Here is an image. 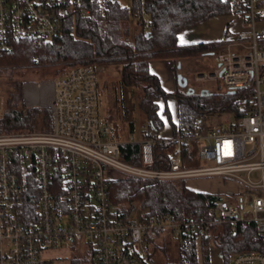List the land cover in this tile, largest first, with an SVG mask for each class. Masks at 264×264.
<instances>
[{
  "label": "built area",
  "instance_id": "2783aa9c",
  "mask_svg": "<svg viewBox=\"0 0 264 264\" xmlns=\"http://www.w3.org/2000/svg\"><path fill=\"white\" fill-rule=\"evenodd\" d=\"M223 1L243 28L222 39L215 67L195 79L221 81L227 90L251 89L248 111L234 120L206 116L193 134L169 138L178 149L169 169L152 168L159 140L147 128L145 138L130 139L141 144L143 165H136L120 158L122 142L112 138L109 116L100 114L101 68L86 63L69 68L43 85L51 92L52 129L0 132V264H54L46 253L64 246L92 251L96 264H149L151 238L165 231L176 237L205 233L218 223L235 227L254 221L264 241V28L258 26L264 0ZM84 2L102 5L105 0H0V54L24 39L51 40ZM133 19L145 31L151 29L142 2ZM193 142L209 164L183 165L182 146ZM258 171L260 177H252ZM116 173L159 179L215 176L233 185L226 197L208 203V214L200 219L141 218L138 212L119 218L110 198ZM229 263L264 264V251L233 252Z\"/></svg>",
  "mask_w": 264,
  "mask_h": 264
},
{
  "label": "trees",
  "instance_id": "16d2710c",
  "mask_svg": "<svg viewBox=\"0 0 264 264\" xmlns=\"http://www.w3.org/2000/svg\"><path fill=\"white\" fill-rule=\"evenodd\" d=\"M148 11L151 29L142 27L134 30V13L140 3ZM104 4L84 2L86 10L78 5L66 16L61 31L51 40L38 42L28 38L18 42L15 49L0 54V72L10 70L6 77L10 81L4 115L0 116V132L30 131L53 126L52 111L49 106H26L24 102V82L16 78L19 69L32 65L62 64L58 75L78 64L99 66L107 62L122 63L120 81L129 87H140L145 96L139 106L147 116V124L142 128L154 130L158 138L154 147L152 168H171L176 155L177 143L160 140L167 124L171 125L173 136L182 133L193 134L199 119L207 115L231 113L237 119L249 108V88H239L234 93L228 90L201 94L188 93L187 88L178 84L175 92L167 91L157 74L152 72L150 60L170 59L173 70L179 73L177 63L181 59L199 54L216 53L221 48V40L210 42L181 43L182 32L213 16L230 14V6L223 0H134L133 6H123L119 0H105ZM1 91V89H0ZM174 94L177 101V118L168 102ZM194 144H183V165L191 163ZM120 158L129 163L143 165L141 144L122 142ZM31 182L33 181L30 178ZM188 179H159L121 174L110 182V198L116 215L127 218L138 212L141 218L155 214L171 215L175 220L200 219L208 214V203L226 197L224 194L194 189L187 184ZM225 180V179H224ZM30 210L31 203L26 205ZM28 210V211H29ZM200 237L205 252L211 241L221 250L225 264L233 252L264 251V241L257 233L256 223L214 224L204 232L188 233L180 237L179 254L181 264H196L198 258L197 241ZM150 254V253H149ZM89 257H74L72 264H81ZM93 259V257H91ZM94 260V259H93Z\"/></svg>",
  "mask_w": 264,
  "mask_h": 264
},
{
  "label": "rangeland",
  "instance_id": "374dc122",
  "mask_svg": "<svg viewBox=\"0 0 264 264\" xmlns=\"http://www.w3.org/2000/svg\"><path fill=\"white\" fill-rule=\"evenodd\" d=\"M123 6H130L131 0H119ZM264 22V16L258 20V26L260 23ZM140 25L134 24V30L138 31ZM194 35L196 31H192ZM180 64V67H179ZM215 57L213 53L199 54L194 57L183 58L178 61L177 67L179 73L187 76L189 78L190 85L194 86L197 91L202 89H208L212 93L227 91L225 85L221 81H197L195 76L202 72L211 71L215 67ZM106 67V73H100L98 71L99 79V108L100 114L102 117L109 116L112 126V138L116 141L130 138L134 136L135 139L139 138L138 128L144 127L147 124V116L140 109L139 103L140 100L145 96V91L140 87H129L127 85H122L120 83L119 74L121 73L122 63L118 62H107L104 64L99 63V68ZM62 64L57 65H32L19 69L16 73V78L23 80L24 82V94L28 93L29 95H37L43 91V85L45 83H51L55 78H57ZM1 69V66H0ZM103 70V69H102ZM10 70L0 72V116L4 115L6 108V99L7 93L10 90V81L6 77L10 74ZM108 75V79H111V74L116 75L118 80L111 82L112 84L106 83V78L104 75ZM38 82H42L40 87L37 86ZM114 84V85H113ZM110 86V88L108 87ZM109 95L111 97V104L109 105L108 99ZM24 97V96H23ZM44 97L50 98L51 92L47 90ZM24 102L26 106H31L32 102L30 99L24 97ZM28 102V104H26ZM34 105V104H32ZM50 107V106H49ZM51 108V107H50ZM111 110V111H110ZM231 118L234 120V117L228 113L216 114V115H207L208 120L219 121ZM52 129V128H51ZM36 130L45 131L42 128H37ZM194 150L192 152L191 163L189 166H203L209 164L200 158L199 150L197 144L193 142ZM260 172H254L252 177L259 178ZM115 177H120V173H116ZM222 179V177H219ZM218 177H209L203 178H191L188 179L195 188L211 190L215 189L219 184ZM221 181V180H220ZM151 249L148 257L149 264H181L179 246H180V237H176L172 234L171 231H165L159 234L157 237L151 238ZM212 242L210 248L215 251L217 247ZM47 257L53 259L54 264H72L71 260L74 257L85 258L89 257L87 261H82L81 264H96L92 257V251H84L81 253L76 252L73 248L69 246H64L62 248L52 247L51 251L46 253ZM217 260L220 261L218 257V252L215 254Z\"/></svg>",
  "mask_w": 264,
  "mask_h": 264
},
{
  "label": "crops",
  "instance_id": "0c3cea01",
  "mask_svg": "<svg viewBox=\"0 0 264 264\" xmlns=\"http://www.w3.org/2000/svg\"><path fill=\"white\" fill-rule=\"evenodd\" d=\"M241 24L242 23L240 22V20H238L237 18H235L231 14H227V15L223 14V15L213 16V17L209 18L208 20L197 24L196 27L194 26L190 30H186V31L182 32V34L180 36V41H181V43H196V42H210V41L221 40L225 36H227L228 34L232 33L233 31L242 29L243 25H241ZM260 26L264 27V22H261ZM192 31H196V34L194 35V33H192ZM181 62H182V59H181ZM150 67H151V70H153L152 72H154L155 74H157L159 76L162 86L167 91L173 93L177 90V88H178L177 75L178 74H176L175 71L173 70V61L172 60H170V59L169 60L168 59H156L155 58V59L150 60ZM100 71H101L100 73H106L105 72L106 67L105 68L102 67L100 69ZM110 76H112L111 79H108V75L107 74L104 75V78H106V81H107L106 83H108L109 85L118 80V77L116 75L111 74ZM120 83L122 85H125L121 81H120ZM108 87L110 88V86H108ZM47 90L50 91L49 88L45 87V88H43V91L38 93L37 95H29L28 93H26V94H24V97L30 99L32 104H34V105L48 106L50 104L51 97L50 98L44 97ZM175 97L176 96L174 94H172L169 97L168 102H169L170 108L172 110L171 112L173 113V118L176 120V118H177V112H176L177 111V101H176ZM108 103H109V105L111 104L110 95H109ZM26 104H28V102ZM138 132H139V138H137V139L140 140L143 138L142 137V127L138 128ZM160 136H161L160 138H164V139L165 138L169 139V138L173 137V130H172L171 125L167 124L166 127L161 132ZM131 137L132 136H130V138L120 140L119 142H130ZM199 180H203V178L199 179ZM218 181H219L220 185H218L215 189H211V190L195 188L193 185H191V183L189 181H187V184H188V186H190L194 189L200 190V191L216 192V193L218 192L220 194L227 195L228 189H230V186L233 184H231V182L229 183L228 181L221 179V178H219ZM212 242H214V241L210 242L209 248H208V254H206L203 242L201 241L200 237L198 238V241H197L198 258H197L196 264H225L226 263L224 260V257L222 256L221 250H219V248L216 246V244H214V245L217 247V250L213 251L210 248V245L212 244ZM217 252L219 255L218 257L220 258V261H221L220 263L215 256V254Z\"/></svg>",
  "mask_w": 264,
  "mask_h": 264
},
{
  "label": "water",
  "instance_id": "95a60500",
  "mask_svg": "<svg viewBox=\"0 0 264 264\" xmlns=\"http://www.w3.org/2000/svg\"><path fill=\"white\" fill-rule=\"evenodd\" d=\"M179 67H180V64H179ZM177 80H178V84L181 86V87H185L187 88V92L188 93H194L196 92V88L192 85L189 84V79L187 76L181 74V73H178L177 75ZM230 93H234L236 90L232 89V90H228ZM200 93L201 94H213L210 90L208 89H202L200 90Z\"/></svg>",
  "mask_w": 264,
  "mask_h": 264
}]
</instances>
